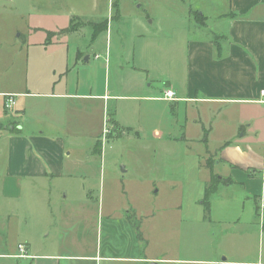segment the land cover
Wrapping results in <instances>:
<instances>
[{"label": "crops", "instance_id": "0c3cea01", "mask_svg": "<svg viewBox=\"0 0 264 264\" xmlns=\"http://www.w3.org/2000/svg\"><path fill=\"white\" fill-rule=\"evenodd\" d=\"M36 1L41 12L61 11L55 6L72 2L83 5L76 9L87 14L73 17H95L92 11L101 2L113 10V0ZM178 3L190 4L185 0ZM194 13L204 19L202 23ZM53 17L55 29L29 21L23 35H16L21 27L0 21V188L6 201L18 198L20 188L34 178L63 177L66 157L71 161L77 152L78 142L71 140L78 134H91L100 141L105 130L100 131L99 124L104 127L106 119L115 132L124 135L133 130L118 120L116 109L111 110L115 96L109 92L110 61L98 64L103 70L101 87L93 78L81 81L77 70L84 57L85 65H90L92 56L100 59V55L94 52V44L83 49L77 34L49 36L70 28L73 19L71 15L69 25L60 27L56 22L59 14ZM187 17L190 26L192 21L205 34L188 39L185 82L179 85L165 80L161 95L136 98L183 105V125H172L169 138L176 140L175 130L180 129L182 142L196 140L205 147L204 152L195 149L197 152L186 154L182 175L186 184L198 187L191 221L202 227L197 232L202 241L200 258L174 257L170 235L161 238L153 233L149 238L141 230H126L127 234L103 230L102 253L59 254L47 259L57 264H264V0H227L224 4L203 0L198 9L189 8ZM162 74L163 78L170 76ZM169 90L176 100L164 98ZM8 96L16 101L11 110L5 109ZM205 105L213 110L209 128L201 116L200 107ZM189 107L196 112L189 115ZM96 120L97 127L93 125ZM212 137L220 140L218 147L210 142ZM94 146L95 141L92 155ZM213 177L220 183L210 197L207 215L204 197ZM124 234L129 243L122 239ZM191 234L183 230L184 243ZM148 239L151 246L155 242L150 254ZM248 239L254 242L249 244ZM18 255L0 252V264L25 259Z\"/></svg>", "mask_w": 264, "mask_h": 264}, {"label": "rangeland", "instance_id": "374dc122", "mask_svg": "<svg viewBox=\"0 0 264 264\" xmlns=\"http://www.w3.org/2000/svg\"><path fill=\"white\" fill-rule=\"evenodd\" d=\"M185 1L190 4L178 3L179 0H113V6L118 4L120 11L109 10L104 5L107 2H101L92 11L95 17H75L70 25L71 15L87 14L86 10L76 9L83 5L72 2L55 6L61 11L41 12L36 0L0 1V21L21 27L16 35L25 33L29 21L55 29L53 16L57 13V25L71 26L70 32L77 34L83 49L94 44L92 48L100 59L92 56L90 65H85L84 57L77 76L81 81L93 78L101 87L103 70L98 64L110 61L109 92L117 97L110 102L111 110L116 109L118 120L133 129L123 135L115 132L109 119L104 127L96 120L93 125L99 124L100 131L105 130L100 141L83 133L71 140L78 142L77 152L71 161L66 157L68 166L63 177L27 181L20 188L19 197L9 201L2 198L0 188V252L18 255L19 245L28 248V257L9 260L12 264H57L47 257L88 256L96 250L102 253L103 230H113L114 234L118 230L126 234V230H141L149 238L153 233L161 238L170 235L174 257L200 258L202 241L197 232L202 227L191 221L198 187L186 184L182 175L186 154L190 150L204 152L205 147L196 140L182 142L180 129L175 130L176 140L169 138L172 125H183V105L172 108V103L136 98L161 95L166 81L179 85L185 82L188 39L205 34L192 21L190 26L187 17L189 8L198 9L203 0ZM193 15L197 18V13ZM65 33L61 30L49 36ZM162 72L169 78H163ZM209 108L200 107L208 128L213 119ZM188 111L189 115L196 112L191 107ZM89 122L92 124L91 119ZM89 122L86 120L85 124ZM88 130L92 133L90 127ZM219 141L213 137L210 140L214 147ZM212 162L210 159L209 164ZM183 230L192 231L188 243H184ZM148 240L150 254L155 242L151 246ZM252 241L248 239L249 244Z\"/></svg>", "mask_w": 264, "mask_h": 264}, {"label": "built area", "instance_id": "2783aa9c", "mask_svg": "<svg viewBox=\"0 0 264 264\" xmlns=\"http://www.w3.org/2000/svg\"><path fill=\"white\" fill-rule=\"evenodd\" d=\"M262 94H264V91H262ZM164 98L166 100H176L175 93L171 90L165 92ZM16 105V101L14 99V96H8L5 102V109L11 110ZM106 134L108 131L105 132ZM19 255L18 258H27L28 257V249L25 245H19Z\"/></svg>", "mask_w": 264, "mask_h": 264}, {"label": "trees", "instance_id": "16d2710c", "mask_svg": "<svg viewBox=\"0 0 264 264\" xmlns=\"http://www.w3.org/2000/svg\"><path fill=\"white\" fill-rule=\"evenodd\" d=\"M113 8H116L117 9V4H115L113 6ZM117 12H118V10H117ZM74 18L75 17H73V19L71 21V24L74 23V21H75ZM197 19L199 20V23H202L203 20H204L203 18H201L199 16H197ZM70 31H71V26H70V29L68 28V29L65 30V32H67V33L70 32ZM172 108H174V106H172ZM204 141H206V139ZM100 152H101V149L99 147V152L98 153H100ZM218 183H220L219 180H218V178L213 177L212 178V184H211V186L206 190V194H205V197H204V207H205V210H206V214L207 215L210 213V197L215 192Z\"/></svg>", "mask_w": 264, "mask_h": 264}, {"label": "water", "instance_id": "95a60500", "mask_svg": "<svg viewBox=\"0 0 264 264\" xmlns=\"http://www.w3.org/2000/svg\"><path fill=\"white\" fill-rule=\"evenodd\" d=\"M4 1H11V0H4Z\"/></svg>", "mask_w": 264, "mask_h": 264}]
</instances>
